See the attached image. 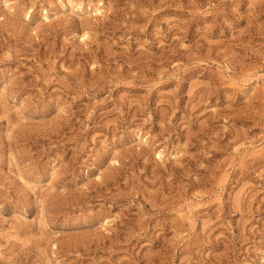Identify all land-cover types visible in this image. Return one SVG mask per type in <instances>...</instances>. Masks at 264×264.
<instances>
[{
  "label": "rangeland",
  "instance_id": "1",
  "mask_svg": "<svg viewBox=\"0 0 264 264\" xmlns=\"http://www.w3.org/2000/svg\"><path fill=\"white\" fill-rule=\"evenodd\" d=\"M0 264H264V0H0Z\"/></svg>",
  "mask_w": 264,
  "mask_h": 264
},
{
  "label": "bare ground",
  "instance_id": "2",
  "mask_svg": "<svg viewBox=\"0 0 264 264\" xmlns=\"http://www.w3.org/2000/svg\"><path fill=\"white\" fill-rule=\"evenodd\" d=\"M80 8V7H79ZM98 11V10H97Z\"/></svg>",
  "mask_w": 264,
  "mask_h": 264
}]
</instances>
